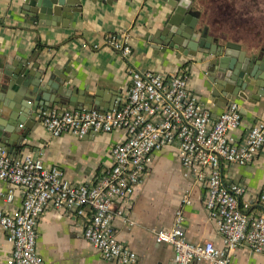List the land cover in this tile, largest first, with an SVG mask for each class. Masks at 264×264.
<instances>
[{"label": "crops", "instance_id": "obj_1", "mask_svg": "<svg viewBox=\"0 0 264 264\" xmlns=\"http://www.w3.org/2000/svg\"><path fill=\"white\" fill-rule=\"evenodd\" d=\"M25 0H0V77H7L17 65L28 61L30 66L40 64L51 71H64L76 89L80 104L88 96L99 95V101L111 110L124 101L131 86L130 68L169 75L179 70L188 74L190 90L210 108L214 117L226 110L231 102L240 105L242 123L230 131L237 141L246 139L251 127L264 120V96L251 99L233 96L225 99L215 88L209 71L207 56L185 55L178 50L162 52L154 34L162 27L171 12L165 0H81V11L62 18L59 24L49 25L45 20L31 22L24 14ZM203 19L210 26V34L225 41L236 42L244 50L254 52L264 43V0H201ZM114 34L120 40L128 37L131 52H122L106 44V37ZM97 46V47H95ZM57 86L59 83L55 82ZM243 92V91H241ZM99 93V94H98ZM54 96V95H53ZM87 108H60L50 103L45 110L71 111ZM42 110L34 121L12 125L6 115L0 114V132L10 129L8 139L13 144H3L12 155L32 154L40 157L46 166H58L74 183L90 184L106 173L113 164V145L125 138L124 130L107 133H89L76 136L62 133L54 136L43 124ZM15 128V130H14ZM14 130V131H13ZM222 174L228 183H240L246 193L241 206L252 202L250 211L259 213L254 203L264 188V146L255 160L246 165L223 162ZM11 184L0 179V208L14 213L23 201L15 190L12 201L6 199ZM207 189L195 175H184L180 157L175 147L168 146L152 156L151 168L143 183L136 189L132 206L117 213L116 203L113 228L116 236L138 255L136 264H174V248L158 243L157 229L172 227L176 212L184 211V229L190 242L206 240L222 246L215 221L206 209ZM189 199L186 203L184 200ZM89 211V210H88ZM37 250L46 264H117L106 260L83 236L84 220L69 210L47 208L37 225ZM13 249L7 230L0 227V264ZM234 264H264V252L253 253L243 245L233 253ZM192 264H212L207 260Z\"/></svg>", "mask_w": 264, "mask_h": 264}, {"label": "built area", "instance_id": "obj_2", "mask_svg": "<svg viewBox=\"0 0 264 264\" xmlns=\"http://www.w3.org/2000/svg\"><path fill=\"white\" fill-rule=\"evenodd\" d=\"M128 37H106V44L128 56ZM97 47V46H95ZM131 86L123 103L113 110L77 108L71 111L43 110L41 119L54 135L85 136L124 130L126 136L113 145L111 168L90 184L70 181L58 166H46L32 154L12 155L0 146V179L11 184L6 199L15 190L23 196L14 213L0 208V227L7 230L13 249L3 264H46L38 253L37 225L47 208L69 210L84 220L83 236L106 260L136 264L137 253L118 239L113 228L119 203L124 213L132 206L136 189L148 175L152 156L165 147L176 148L184 175H195L207 189L206 209L217 225L222 246L211 240L190 242L180 208L169 229L154 231L158 243L174 248V264L207 260L212 264H234L233 253L247 246L253 253L264 252V188L252 202L241 206L246 188L228 183L222 174L223 162L246 165L255 160L264 146V120L257 121L246 139L237 142L229 133L242 123L240 105L231 102L214 117L210 108L189 88L185 70L164 75L130 68ZM189 203L187 198L184 200ZM89 210V211H88Z\"/></svg>", "mask_w": 264, "mask_h": 264}, {"label": "water", "instance_id": "obj_3", "mask_svg": "<svg viewBox=\"0 0 264 264\" xmlns=\"http://www.w3.org/2000/svg\"><path fill=\"white\" fill-rule=\"evenodd\" d=\"M165 1L171 12L163 26L154 33L161 40L157 43L159 50H178L192 56L201 52L211 56L209 71L212 82L227 100L233 96L247 98L246 91L252 93L250 97L253 100L264 96V43L251 52L244 50L239 43L210 34V26L203 19L201 0ZM22 9L33 23L51 20L48 24L55 25L62 18L81 11V0H25ZM5 72L7 77H0V114L6 115L15 128L23 123L25 128L29 127L28 117L34 121L38 111L48 109L50 103L60 108L87 105L89 110L112 109L105 106L102 110L104 105L99 101V95L88 96L82 104L77 102L76 89L70 83L65 84L69 78L64 71H51L47 67L41 68L40 64L30 66L26 61L18 64L12 73ZM1 130L5 133L0 132V141L13 144L7 135L10 129Z\"/></svg>", "mask_w": 264, "mask_h": 264}]
</instances>
